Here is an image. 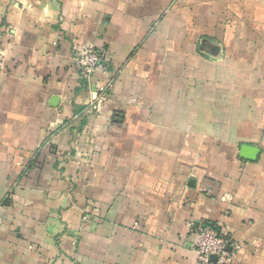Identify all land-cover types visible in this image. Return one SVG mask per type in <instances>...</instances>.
<instances>
[{
  "label": "crops",
  "instance_id": "crops-1",
  "mask_svg": "<svg viewBox=\"0 0 264 264\" xmlns=\"http://www.w3.org/2000/svg\"><path fill=\"white\" fill-rule=\"evenodd\" d=\"M198 222L264 264V0H0V264H195Z\"/></svg>",
  "mask_w": 264,
  "mask_h": 264
},
{
  "label": "built area",
  "instance_id": "built-area-1",
  "mask_svg": "<svg viewBox=\"0 0 264 264\" xmlns=\"http://www.w3.org/2000/svg\"><path fill=\"white\" fill-rule=\"evenodd\" d=\"M75 59L87 80H91L98 74L109 73L107 61L93 41L77 49ZM104 93L100 92L95 99L100 102ZM92 105L94 106V103ZM194 232L197 235L195 264L233 263L235 253L229 247L230 239L227 234L206 222L195 223Z\"/></svg>",
  "mask_w": 264,
  "mask_h": 264
},
{
  "label": "trees",
  "instance_id": "trees-1",
  "mask_svg": "<svg viewBox=\"0 0 264 264\" xmlns=\"http://www.w3.org/2000/svg\"><path fill=\"white\" fill-rule=\"evenodd\" d=\"M208 223V222H207ZM208 224H210V225H212V226H214V227H216L217 229H219L217 226H215L214 224H212V223H208Z\"/></svg>",
  "mask_w": 264,
  "mask_h": 264
}]
</instances>
